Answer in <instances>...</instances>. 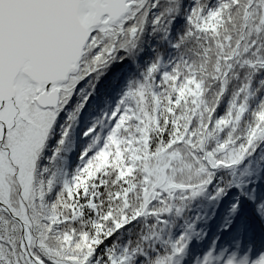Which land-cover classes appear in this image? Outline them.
Here are the masks:
<instances>
[{"label": "snow or ice", "instance_id": "6c2138e0", "mask_svg": "<svg viewBox=\"0 0 264 264\" xmlns=\"http://www.w3.org/2000/svg\"><path fill=\"white\" fill-rule=\"evenodd\" d=\"M0 264H264V0H0Z\"/></svg>", "mask_w": 264, "mask_h": 264}, {"label": "trees", "instance_id": "16d2710c", "mask_svg": "<svg viewBox=\"0 0 264 264\" xmlns=\"http://www.w3.org/2000/svg\"><path fill=\"white\" fill-rule=\"evenodd\" d=\"M212 227H214V224H213L212 221H209V224H208V230H209V232H211L213 230Z\"/></svg>", "mask_w": 264, "mask_h": 264}]
</instances>
